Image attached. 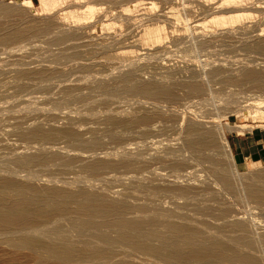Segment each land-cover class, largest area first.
Listing matches in <instances>:
<instances>
[{
	"label": "bare ground",
	"instance_id": "obj_1",
	"mask_svg": "<svg viewBox=\"0 0 264 264\" xmlns=\"http://www.w3.org/2000/svg\"><path fill=\"white\" fill-rule=\"evenodd\" d=\"M97 1L109 3L111 5H115V4L124 5L125 8H123V6H122V9H121V6H120V10L121 11L123 10V13H125V16H127V17L123 16L124 17L123 19H125V22H126V20L130 21L129 19L132 18V17H130V15L132 16L131 12L141 11V12H143L144 16H146V15L148 16L149 20H147V21L148 22L150 21V23H148L145 20V18L144 19L140 18V19L145 20L148 24L145 21L144 22L146 24H143L142 23L143 21H142L141 22L143 24L142 25L139 22L140 20L138 22L136 21L139 26L137 24L136 25L139 28H141L140 27L141 25L143 26L142 29H140L141 32H140V35H138L139 37H137V36L136 37H129L131 39L133 38V40L138 38L139 40L137 39L135 41L139 42L138 43V44H140L139 46L142 45V46H144V48H145V46L146 47L148 46V48H149V46L151 47L152 45H154V46L159 45L163 40L167 39L168 36L166 34V31L168 30V28L171 25L167 26L168 28H166L165 24L169 25L167 23H169L172 19H174V21L176 20L177 23H183V27H180V28L174 27L173 25L171 26V29H172V27L174 28L172 31L174 33L175 32L178 33V34L177 33L173 34L175 36L170 35L172 32L171 33L168 32V35L171 36L170 38H173L172 39L173 41H171V42H173V45L175 44L177 46H180L179 44H182L181 46L183 48L184 46H186V44H184L185 42H187V44L190 42V44L187 45L188 47H186L187 49H185V50L183 49L185 51V53H184L185 56H183V57L189 59V61L191 63L187 60L186 62L187 63L189 62L188 64L186 62H184L186 67L181 65V67H184L185 71L187 70L186 72L189 73L188 74L189 76H186L187 80L183 79L184 76H183V78H181L182 75L180 77L178 76L179 71H178V73L177 72L176 73H177V76L179 78H181V80H179V79L175 80V79H177V77H174L176 75V73L174 74V71L178 70L179 68H177V67L174 68V66H177V65H174L173 67H171L170 65H166V64H164L162 66L165 70V73H163L165 75L161 76L162 75L161 72H163V71H161L160 72L161 74L159 73L160 76H158L159 79H156V77L155 78L149 77L151 79L146 80V81L141 80V78L139 79V77L137 78L135 75V73L138 69V67H137L138 64H136L135 60L133 58H131V57H133L134 54H131V57L128 56V57H130V59L129 58L128 59L131 60L130 63H128V64L130 66L132 65L131 68L129 67L130 70L128 71V69L126 67L125 69L128 72L125 73L120 69V71H121L120 74L122 72H123V74L119 75L120 77L117 76V78L120 80L117 79L118 82L115 83V85H113V87H112V85H111V87H110V85H108L109 88L106 85L105 86L101 85L102 90L104 89L103 91H106V92L109 91L108 93L110 95L112 94V96L116 95V97H113L115 99L118 97L117 95H119V93L125 92L127 94L129 93L130 95H134L135 97H140V95L141 96L143 95L144 100L140 99L139 105H141L140 104L141 100H143L144 103L146 102V104H147V102L149 101V98H150V99H153V101L158 100V104H159L160 100H162L161 102H162V104H164L163 100H165L166 105L168 106L167 102L169 103L170 101L171 102L173 101L172 103L174 104V101L178 98L177 97L178 95L177 96L175 95V92L177 89L181 90V88H182L183 90H181V91L185 90L184 92L187 95H189V96H185V94H184L186 99H189L190 95H192L191 97H193L194 95L195 96L196 95L197 96L198 95L203 96V94L205 92L206 93L208 92V90L206 91V88H209V90H210L211 83H210V85L207 84L210 87L208 86L205 88L206 81L205 82H201L203 80L198 81L199 78L197 79L198 76H196L195 73H197V72L201 73V71H203L205 68L202 67L204 69L196 72L195 69L197 67L195 69H194V67L197 64H194V62H193L194 65L192 64L193 58L195 60L194 55L199 53L202 49L204 51V49H206V48H210V47L213 48L212 46L214 45V42L221 41V43H222V41H223V43H225L224 42L225 39L227 41L231 40L232 35L234 34L235 30L237 29V26H240V27H238V29L240 28L241 30H244V32L249 33V32L253 31L251 37L248 36L251 33H249V34L244 33L245 35L248 36V38H246V40L243 41L244 43L241 42L242 43L241 46L244 49V51L247 50L249 53L251 51L252 54L255 53V54L260 55V56L264 55V28L258 30V28L256 26L254 27V24L252 23L254 21L250 20V18H252L253 15L245 13L246 11H250V10L258 12L259 14L262 15V17L260 19L261 21L259 20L257 22H260V23L262 22V24L264 25V6H263L264 2L262 0H261V2L258 0H218L217 1L218 6H216V7L215 6L213 7L211 5V4H214L215 0H192L193 3L194 2L196 3V4L195 3L194 4L197 5L196 7L201 12V14L203 13L205 15V14H207L205 12H209L210 10L212 11L214 9L215 10L219 9V11L214 10L215 12L213 11L212 14H210L211 12L208 13V15L209 14L210 15L207 17V18H209L207 20H205L206 19L205 17L207 15L204 16L203 14L202 15L200 14L201 16L204 17L202 19H199V20H202L201 23L199 20H198L199 23L197 20H195V19H197V18H195V17H197L196 13H195L196 16H194V14L191 13L194 10V8L196 10V7L193 6L194 8L193 7L190 8V7H188V5H186L187 7L184 6V4H182V3L183 2L185 3V0H178L181 2V3L179 2L181 9L178 8L179 9L178 10V9H176L177 7H175V10H177V11L174 13H172L171 10L174 11L173 6L178 5V3L176 4L177 0H97ZM66 2H69L75 6H81L82 5V0L81 1L80 0H39V6L40 7L38 8V11H40V13L41 12L46 13V15L49 13L51 14L53 10H56L58 5H60L62 3H66ZM187 2H190V1H187ZM20 5L23 6L22 8H24V7L32 8L31 0L24 1ZM20 5H18V6H20ZM66 5H69V4L66 3ZM166 5L169 7V8L168 7L167 8L170 9V11L168 10L169 12L167 11L166 8H165L166 10L165 9H163V10H165L167 12H163V10H160V8L162 9V7H164ZM209 5H211L212 7L211 6L209 7ZM190 6H192V5L190 4ZM157 9L160 10L161 12L156 11ZM59 10H62V9H59ZM220 10H222V11H220ZM12 11L13 10L8 6L0 7V23H2L1 22L2 18H4V19L7 18L11 14ZM199 11L198 12L195 11V12L199 13ZM94 12H96L95 9H93L91 7H87L86 10H84L80 13L70 15L69 18L71 20L69 22L72 24V26H73V24L75 26L78 25V27L76 26L73 29V31H70V32H69V30L72 29V27L68 31L67 30L65 31L64 29L62 30V28H61V26H63L64 23L66 24V25L64 24L65 27L68 25L67 24L68 21L65 19V17H60L58 19L54 16L52 17V15H51L50 18L49 17L45 18L44 17V16H46L45 14H44V16H41L39 13H38L39 15L34 13L33 16L44 17L45 19H42L43 22L40 20L41 19L40 18L38 20H40L41 23H38V21L36 20L37 23L36 24L34 23L31 25V23L34 21L33 20L31 23H29L30 25L27 24L29 26L25 27V25H23L24 28H19L15 24H12V26L8 25L7 27H3L4 25L2 26V24H0L1 25V27H0V43L1 42L6 43V42H11V41H17V40H21V39H24L26 37L38 35V34H40L41 36L45 34V36H46V34L52 33V35L54 34L53 35L54 37L50 40L47 38L49 40V42L51 44H59L60 43L62 46V43L64 41L71 39L72 36H75V35H73L74 33L75 34L78 33L77 30H79V28H81V29L83 28V26H81V25H83L81 22L84 20L83 22L85 23V19L86 18L88 19L89 16H93ZM154 12L155 13L159 12V13H158V15L157 14L154 15L155 14ZM242 12H244V13H242ZM129 13H130V15H129ZM189 13H191V15ZM52 14L54 15V13H52ZM108 14H111V12H109ZM138 14L139 13H137L136 16L135 15L134 16L137 17ZM188 14L190 16L193 15L194 18H193V16L191 18L194 19V21H197L198 24L196 22H194L192 19H191V21L187 22V20L190 18L188 16ZM117 15L119 16V18H117V19H120L122 21V19H121L122 15L121 16L119 14H117ZM113 16H115V15H113ZM113 16H112V18H113ZM116 17L117 16H115L114 18H116ZM135 17H134V19H135ZM22 18L24 21L26 20V19H24V17H22ZM29 18H27V19H29ZM35 19H36V17H35ZM117 19L115 20L116 24L118 23ZM159 19H161L160 20L161 22L159 21ZM154 20H155V22H153ZM8 21H10V20H8ZM182 21H185V22H182ZM192 21H193V23H196V25L193 24L194 25L193 28H191V26H192L191 24L187 25L190 22L192 23ZM111 22L114 24L113 21H111ZM136 22H134V23H136ZM164 22H167V23L164 24ZM87 23H88V20L86 21L85 24L87 25ZM129 23L133 24V20ZM171 23L173 24L172 21H171ZM251 23L253 24L255 31H254ZM116 24H114V25H116ZM249 24H251V25H249ZM79 25L81 27H79ZM110 25H112V24L111 23L106 24V26L111 27ZM118 25H119V23H118ZM118 25L116 28L113 26L112 29H114V28L116 30H117V28L119 29V27H121V26H118ZM125 25H127V23ZM129 25H127L126 27H128ZM175 25H177V24H175ZM69 26H70V24H69ZM102 26H104V25H102ZM133 26L134 25H132V27ZM86 27L87 26H85L84 29H86ZM91 27L90 28L87 27V28L91 29ZM134 27H136V26H134ZM134 27L132 28L133 30H134ZM101 28L103 29V27H101ZM208 28H212V29L208 30ZM256 28L258 31H260L259 33L257 32ZM108 29H107V31H108ZM112 29H111V31H112ZM125 29L127 30V28H123L122 31ZM135 29H137V28H135ZM198 29H201V33H202L201 35H199V32L197 31L195 33H198L197 34L198 36L197 35L196 36H190L191 35L190 33H192L193 31H196ZM119 30H117V32ZM126 30H125V32H126ZM140 30H138V31H140ZM120 31H119V33H120ZM127 31L130 32V30H127ZM134 31L132 34H134ZM236 31H239V30H236ZM128 32H126V33H128ZM90 33H92V32H90ZM90 33H87V34L90 35ZM105 33H107V32H105ZM119 33H114V34L118 35ZM123 33H124V31L121 34L122 36H123ZM253 33H255V34H253ZM241 34L242 33H239V35H241ZM117 35H115V36H117ZM245 35L243 36V38L246 37ZM41 36H39V37H41ZM84 36L85 35H83V37ZM101 36H103L105 38L104 35H101ZM110 36H111V34H110ZM128 36H129V33H128ZM128 36H127V39H129ZM133 36H135V34ZM47 37H48V35H47ZM77 37L79 38V41L84 40L83 41V42H85V43H83L84 45L81 43L82 41L78 42V45H79V43H81L83 46H86L85 44L87 43V41L91 39L90 36H88L89 39H87L86 37H85L86 39H84V38L82 39V36L80 37V35H78ZM77 37L76 38L74 37V40L78 39ZM125 37H126V34H125L124 38ZM104 38H103V41H104ZM114 38H113V40H114ZM201 38H203V39L205 38V39L201 40V42H199L197 39H201ZM43 39L44 38H42L41 40H43ZM96 39L97 38H95V40ZM107 39L108 38H106L105 41ZM121 39L123 40V37ZM85 40H87V41H85ZM98 40L99 39H97L96 41H98ZM100 40H101V38H100ZM100 40H99V42H100ZM116 40H119V39H116ZM70 41H72V40H70ZM76 41H78V40H76ZM76 41L74 43H76ZM103 41L101 42V45H102V43H104ZM111 41H112V39H111ZM121 41H119V42H121ZM126 41L128 42V45H129L131 40L130 41L126 40ZM132 41H131V43H133ZM166 41H169V39ZM69 42L67 44H69ZM92 42L94 43V40ZM229 42L230 41H228V44H229ZM233 42H234V40H233ZM233 42H230V43L233 44ZM109 43L113 44V42H108V44ZM124 43L127 45L126 42H124ZM134 43L132 46L133 49L135 48L134 45L137 44V43H135V44ZM167 43H168V46H170L172 49L174 48L175 45L171 46L170 42H167ZM97 44H98L97 47H99L98 42H97ZM106 44L107 43H105V45L104 44L102 45L103 49L105 48V50H107L111 46L108 49L111 52L112 44H110L109 46L107 45L108 48H107ZM117 44H119V43L116 42V47H120V46H117ZM120 44H123V43L121 42ZM183 44H184V46H183ZM78 45H77V47H80ZM89 45H90V43H89ZM114 46H113V48H115L114 50L116 51V47H114ZM122 46H123L122 49L127 48V46L124 48L125 45H121V47ZM135 46H137L136 48L138 50V48H139L138 45H135ZM154 46H152L153 49L155 48ZM223 46H225V45H223ZM44 47H46V46H44ZM58 47H60V46L58 45ZM121 47L119 49H121ZM152 47L150 49H152ZM214 47H216V46H214ZM233 47L235 48V46H233ZM128 48L131 49L130 46ZM128 48L125 49V51L126 50L129 51ZM140 48L144 51V49L142 47H140ZM148 48H146V49H148ZM163 48H165V47H162L160 49H163ZM171 48H168V49L171 50ZM176 48L177 47H175L176 51L179 50ZM178 48H181V47H178ZM234 48H233V50H234ZM71 49H74V48L70 47L69 50L67 49L68 52ZM93 49H95L94 46H93ZM96 49L98 50V48H96ZM150 49H149V51H151ZM158 49H159V47H158ZM160 49H159V51H160ZM76 50H75V52H76ZM81 50L82 49L80 48L79 51H81ZM163 50H165V49H163ZM170 50H169L168 55L170 54ZM206 50H208V49H206ZM84 51L85 50H83V52ZM115 51L111 52V54L107 53L106 56L107 55L108 56L105 58L110 57L109 55H112V56L115 55L114 57H116V56L117 57H127V56H125L126 53L125 54H118ZM117 51H119V50L117 49ZM131 51L134 52L135 49L131 50ZM181 51H180V53H181ZM208 51H206V52H208ZM97 52H99V51H97ZM97 52H96V55H97ZM139 52H140V50H139ZM152 52H150L151 56L155 52V55L153 57H155L157 55V53H159V52L156 53V51H154L153 53ZM161 52H163V51H160V53ZM57 53H59V52H57ZM65 53H67V52H65ZM89 53L87 51V55ZM93 53H94V55H93ZM114 53H117V54H114ZM201 53H203V52H201ZM208 53H210V51ZM70 54L68 55V53H67L68 58L70 57L72 60L75 58H76V60L78 59L77 57H75L76 55L74 56L75 58H73L71 56H73L74 54L73 55L72 54L70 55ZM76 54H79V53H76ZM100 54L102 55V54H104V52H102ZM127 54H128V52H127ZM143 54L144 53H142V55ZM184 54H182V55H184ZM87 55L86 54L82 55V53H81V55H79L78 57H80L82 59V56L85 58ZM91 55L95 56V52L92 51ZM135 55H134V57H135ZM148 55L149 54L146 55V58H148L147 57ZM160 55L163 57L162 54H160ZM165 55H167V53ZM207 55H205V57ZM67 56H64V54H62L61 58H67ZM104 56H105V54L103 55V57ZM139 56H138V58L143 57V56H140V57ZM158 57L160 58V56H158ZM86 59L90 60V57H89V59L85 58V60ZM91 59H92V57H91ZM111 59H112V57H111ZM128 59H126V60H128ZM135 59L138 60L137 56L135 57ZM140 59H142V58H140ZM151 59H153V58H151ZM155 59H157V57ZM106 60L108 61V59H106ZM112 60H110V61H112ZM117 60H119V59L117 58ZM143 60H144V58H143ZM147 60H144L142 62L144 63ZM216 60L212 59L213 63H215ZM245 60H243V61H245ZM78 61H80V60H78ZM114 61H116V60H114ZM138 61H137V63L140 62V61L139 62ZM206 61H208V60L206 59ZM224 61L226 62V60H224ZM195 62H197V61H195ZM208 62H210V61H208ZM218 62L220 63L223 61H221V59H220ZM218 62H217V64H218ZM227 62H229V61L227 60ZM16 63H18V60L16 61ZM116 63H118V62L116 61ZM116 63H114V66ZM125 63H127V61ZM201 63H203V61L200 62L199 65H202ZM213 63L210 62V65H212ZM81 64H84V63L81 62ZM81 64L79 63L78 65H81ZM204 64H206V63H204ZM204 64L202 66H204ZM217 64H216V66L222 65L221 63L218 65ZM227 64L229 66L230 65L232 66V64L230 62ZM20 65L23 66V63L21 62V64H19V66ZM43 65H45V64H43ZM74 65L76 66L77 63ZM117 65L118 64H116V66ZM207 65L208 64H206V67H207ZM213 65H215V64H213ZM224 65L226 66L225 63L222 66L224 67ZM49 66H51V65H49ZM83 66L84 65H82V68H83ZM86 66H89V65H86ZM118 66H121V65L119 64ZM125 66H127V65L125 64ZM138 66H141V65H138ZM212 66H209V68ZM239 66H237V67H239ZM24 67H25V65L23 66V68ZM34 67H35V65H34ZM42 67H40V68H42ZM60 67L62 68V66H60ZM230 67H228V68L230 69ZM233 67H232V72L234 71ZM16 68H17V66H16ZM20 68H21V70H16V73H17L19 79H22L23 77H26V76H34V77L38 78L39 80H43V81L45 80L44 83H46V81L48 82V80H49L48 83H50V81L52 80V77L50 80V76H51L50 73H53V72L49 73V71H52V70H50L51 69L50 67H49L50 69H48L49 71L47 69H40V68L38 70L36 69L35 71L23 70L22 67H20ZM44 68H45V66H44ZM115 68L112 69L113 72H114V70H116ZM118 68H120V67H117V69ZM184 68H182V70ZM86 69L88 70V67ZM207 69L208 68H206V71H207ZM197 70H198V68H197ZM222 70H224V71H222ZM225 70L226 69H223L222 67H215V68L212 67L207 72H203L206 75H204L203 73L201 75L206 76V78H208V79L210 77V78L216 80L217 77H216V79L213 77L220 75L221 72H222V74L224 73V75L226 74V72L229 73L228 71L225 72ZM235 70H236V68H235ZM181 71L179 74L182 73ZM236 71L233 72L234 78H232L231 77L232 75H231L230 79L227 77V76H229L230 73L226 76L227 79H223V80H222V78H224L225 76L221 74V76H224V77H222V78H220V76L218 77V78H220L218 80L223 81V82L220 81V84H221V82L225 86L226 85L229 86V84H231L232 86H233V84H234V86L238 85V84H239V86H242L241 84H243V85L249 84L252 87L257 88L261 92V95L258 94L257 97L255 95V98L253 97L254 99H250L251 101L253 100L251 103H250V101L247 100L248 98L245 99L248 101L247 103H249L248 104L249 109L247 107L248 105L247 106L244 105L248 109V110L245 109L246 111H243L244 108H241V109L237 108L238 110L236 109V111L234 112V114L236 113V115H237L235 117L241 116V118H242V115H244V116L250 115V117L255 122L261 121L262 123H264V60H261L258 62L256 59L250 58V59L246 60L244 63L242 62L241 68L239 67L238 72H236ZM47 72L49 73L50 76H48ZM113 72L110 74H113ZM137 72H139V71H137ZM186 72L183 71V73H186ZM230 72H231V70H230ZM234 73H236V75H234ZM97 74L98 73L96 72V75ZM114 74H115V72H114ZM117 74H118V72H117ZM172 75L174 78H172ZM90 76H91V74H90ZM110 76H111L110 78H112V75H110ZM105 77L106 76H104V78ZM141 77H143V76H141ZM153 77H154V75H153ZM77 78L79 79V77H77ZM77 78H75V80H77ZM80 78H81V76H80ZM201 78L204 79V77H201ZM54 79H55V77H54ZM90 79H92V78H90ZM71 80L69 82H71ZM75 80L72 81V83L75 82ZM84 80L85 79H82V82H84ZM105 80H106V78H105ZM115 80H116V78H115ZM209 80L208 81L211 82V79H209ZM214 80L212 81V84H213ZM43 81H42V84H43ZM55 81H53V82H55ZM109 81H110V79H109ZM208 81H207V83H209ZM78 82L79 81H77L75 84H77ZM100 82H103V80H101ZM216 82H218L217 84H219V81L216 80ZM224 82L227 84H224ZM0 83H1V81H0ZM80 83H81V81L77 85H80ZM54 84H56V83H54ZM69 84L70 83H67V85H69ZM97 84H99V83H97ZM70 85L72 86L74 84H70ZM85 86L88 87L89 85H85ZM92 86H94V85H92ZM98 86H94V87L95 88L98 87L97 89H100L101 86L100 85H98ZM67 87H66V89H64V91L68 90L67 92L69 93V91H71V89H70L71 87L70 88L69 87L67 88ZM80 87H83V86L80 85ZM80 87H79V89L81 90L82 88H80ZM87 87H86V89H88ZM63 88H65V86ZM63 88L61 87V89H62L61 91H63ZM89 88H91V87H89ZM18 89H20V87H18ZM76 89H75V92L77 90L79 91V89H77V90ZM83 89L85 90V87H83ZM97 89H94V91ZM212 89L213 88L211 87V91H212ZM0 90H2V89H0ZM102 90H101V92H99V91H97V92L102 93ZM231 90L230 91L228 90V94H230V95L226 96V98H225L226 100L223 98V101L225 100L224 105L226 106V109L229 108V107L227 108V106H230V108H231V104H233V103H235L236 106H238L239 104H241V105L244 104L241 102L242 100H244V97H242V100L240 101L241 103H239V104L236 103L237 102L236 99H235L236 102L233 101L234 99H232L231 97H233V98H234V96L237 97L239 92L234 91L237 94V95L236 94L234 95V92H233L234 89L232 91ZM72 91L74 92V87H73ZM78 91L76 92V94L78 93ZM82 91L83 90L79 91V93ZM87 91L89 94V90H86V92H84V93H87ZM91 91H93V88ZM91 91H90V93H91ZM1 92L2 91H0V93ZM67 92H66V94H67ZM73 92H72V94H73ZM106 92L104 94H106ZM177 92H179V91H177ZM229 92H231V93H229ZM84 93H82V94H84ZM99 93H97V94H99ZM211 93H213V94H211V101H212V98L214 99V95H215V99H216L217 93H216V91H215V93H214V91H212ZM3 94H5V93L2 92V95ZM63 94L65 97L66 94L65 93H63ZM72 94H70V95H72ZM88 94H87V96H88ZM104 94L102 95L103 98L105 96ZM2 95L0 94V98L5 96L6 94L3 96ZM15 95H17V93H15ZM99 95H98V97H101ZM136 95H138V96H136ZM212 95H213V97H212ZM225 95H224V97H225ZM74 96L75 95H72V97H74ZM87 96L85 95L84 97H86V98H84L80 94L79 95L80 98H78V97L77 98L78 99L84 98L85 101H87L88 100ZM92 96L93 95L88 96V97L92 98ZM204 96H205V94H204ZM228 96H230V97L228 98ZM95 97L93 99H95ZM98 97H96V99H99V100L103 99V98H98ZM106 97H107V95H106ZM145 97H147V99H148V100L146 99L147 101L145 100ZM206 97H207V95L205 96V98ZM67 98H68V96H67ZM67 98H66V100L69 99V98L68 99ZM113 98H112V100H115ZM194 98H192V99H194ZM208 98H207V100H208ZM250 98H252V97H250ZM5 99L9 100L8 97ZM5 99L2 103L6 102ZM84 99H83V102H84ZM196 99H197V97H196ZM8 100H7V102H9ZM10 100H11L10 102L12 103V97ZM99 100H96L97 103ZM105 100H108V99L105 98ZM105 100H104V102H105ZM179 100H180V97H179ZM198 100H199V98H198ZM201 100H203V98ZM239 100H240V97L238 98V101ZM0 101H2V99H0ZM14 101L15 100H13V102ZM80 101H82V100H80ZM90 101H91V105L89 107L92 108V104L95 103V100H93V101L90 100ZM90 101H87L85 103H89ZM109 102H112V101L109 100ZM155 102H153V104ZM201 102H203V101H201ZM204 102H206V101L204 100ZM213 102H215V100H213ZM24 103H26V104L28 103V105H26V104H24L23 106L18 105V106H22V107L25 106L23 109L20 107L22 109V110L20 109L21 110L20 114H22V115L27 114V116L29 117V116L33 115V114H31V112L32 113L35 112L34 114H36V112L37 113L42 112V109H38L39 107L35 108V106H33V107L29 106V102H27V101ZM99 103L103 104V101L102 102L99 101ZM13 104H11V105H13ZM17 104H19V103H16V106H17ZM102 104H100V106H102ZM142 104H143V102H142ZM146 104H143V105L146 106ZM149 104H150V101H149L148 105ZM155 104H157V102ZM202 104H204V103H200V105L198 104L200 106V108H201ZM213 104H210L211 108L208 107L209 111L212 110ZM4 105H6V104H4ZM9 105H10V103H9ZM33 105H35V104H33ZM161 105H159V106H161ZM166 105L165 106L163 105V106L168 111ZM169 105H170V103H169ZM204 105L205 106H202L201 109L203 110V112L206 110L204 112V114L205 113L207 114L208 113L207 109L204 108L205 109L204 110L203 107H206V105H208V104H204ZM241 105H240V107H244ZM1 106H2V104L0 103V107ZM14 106L15 105H13V107ZM96 106H99V105H96ZM147 106H146V108H147ZM156 106L157 105H155V107L153 106L155 110L150 106L151 109L154 110L153 112H151L152 110L150 111V109H149L150 107L146 110L144 109L145 111L149 110L150 114L148 113V111L141 113V114H139V111L138 112L136 111L138 114L135 113V110L139 109L140 106H138L139 108L137 107V109L134 108V113L130 112L133 110L131 108H130L131 110L129 109L130 111L128 113H125L122 109L124 114L123 113H119V114L117 113L118 110L120 112L121 108L120 109L117 108V110L112 109L117 114H113L112 113L113 111L110 112L108 110L110 108H108V107H107L108 109H106L105 111L104 110L102 111V109L106 108V107L104 108L102 106L103 108L101 109V111L103 113L107 112V114L105 113L106 116H105V114H102V115H104V117L102 115H99V116H102L101 120L103 119V121L106 124V126H104V129L106 127V130H104L105 131L104 135H105V133H107L109 135V136L107 135L108 137H106V136H103V137H106L108 139H112V138L117 139V137H121L124 135V133L126 132L125 130H127V129L131 130L132 129L131 132H133V128L136 129L137 127L140 128L142 126V128H145V129L140 128V129H142V132L148 128L147 131L151 130L153 133L158 135L157 137L160 136L159 138H161L160 133L164 132L165 130L162 132L159 131L158 134L156 133V131L159 130L158 128H160V127L162 128L164 126V124L162 126H160L161 123H163V119H161L162 122L159 121V122H161L160 124H159V122H157L156 119L158 117V120H159V117H162L164 115V114H162V112L165 110L163 108V111H162V108L160 107L161 111H159L158 109H160V108L157 109ZM170 106H168V107L171 109L169 111H171V114H172V113H174L175 109H173L174 107L172 108ZM172 106H174V105H172ZM216 106L218 107V105H216ZM3 107H5V106H3ZM53 107H55V106L53 105ZM141 107H142V105H141ZM176 107L177 106H175V108ZM8 108L6 110H3L2 108L1 109L6 112V111H8ZM56 108H57V110H56ZM56 108L54 110L58 111L59 110L58 107H56ZM143 108H141V110ZM214 108H215V105H214ZM1 109H0V111H1ZM15 109L18 110L17 107H15ZM201 109H199V112ZM10 110H9V112H10ZM14 110H13V112H14ZM16 110H15V112H16ZM141 110H140V112H141ZM76 111H77V113L82 114V113H80L79 109L77 110V108H76ZM83 111H81V112H83ZM85 111H87V110H85ZM94 111H93V113H94ZM88 112L89 111H87V113ZM108 112H110V113H108ZM142 112H143V110H142ZM168 112H166V113L168 114ZM175 112H177V111H175ZM190 112H192V111H190ZM199 112H197L196 115H198ZM216 112L220 114V112H218V110H216ZM231 112H233V111H231ZM2 113L3 112L1 111V114ZM85 113L86 112H84V114H83L84 116L83 115H79V116H83L81 118H84L86 115ZM91 113L92 112H90V116L93 115V114L91 115ZM163 113H165V112H163ZM179 113L177 114V116H181V112H179ZM6 114H7L5 116L6 118L2 117L4 119L3 123L4 122L7 123V121L11 122L10 121L11 116L9 115L10 117L8 120L7 116L9 113H6ZM10 114H12V111L10 112ZM17 114H19V113H17ZM40 114H39V117H40ZM167 114L165 115V117H162V118L166 119ZM182 114H183V111H182ZM187 114L185 116L186 118H183L184 114L180 117L181 121H179L180 123L178 122L179 126H176L177 124L174 122L175 118L177 120L179 119V117L178 118H177V116L175 117L176 113L172 114V116L174 115L173 116L174 119L172 117H168L169 115L167 116L168 118H172L173 123L176 124L175 125L176 127H174V131L172 132L173 129L169 130V131H171L174 134L176 133L175 135L176 136L178 135L177 137L180 138L182 143H181V147H180V145H179V147L182 149V152L185 151L184 154L180 151V149H178V147H177V149L175 148L176 150H173L172 148H170V146H166V145H165L166 147L165 148L163 147L164 149H162V150H160V149L156 150L157 148H155V147H154L155 148L154 151L151 149L152 147L150 149H148L149 148L147 146L148 141L152 137H153L152 139H154V136L156 138V135L154 134V136H153V133L150 132V134H152L150 137L148 135V133L146 132L144 134H146L150 138L148 137L149 138V140H148L147 137L145 136L146 137L145 138L146 140H145L143 137V139L147 143V144L145 143L146 147H148L145 149L150 150L151 154L150 153L146 154L147 151L145 150L146 152H144V150H141V148H140L141 151L140 150L137 151V149H135L136 150V152H135V151H132V148H127V146L124 147V145H123V147L117 146L118 147V148L116 147L117 149H115L113 147L115 149V150L112 149L113 151H111L109 149L111 152L110 151L107 152L106 149H108V148H104L106 152L102 151L103 154L101 156L100 155L101 153L99 151L100 145L98 146V148L96 147V145H98L99 142H101V144L103 145L102 140H104L105 138L102 140L100 139L101 141H99L100 136H99V138H90V137L84 138V137H82L81 136L82 132L79 133L80 130H78L77 128L75 129V128L68 127V124H71V120H72L70 118H69L70 121L68 120V122H70V123L65 125V128H62V129L56 128L58 126L55 127V124L53 125L54 127L53 126L49 127L47 123L46 124H47L48 128H47V126H45L46 127V129H45V127L43 126V124H45V123L42 124V122H45V120L43 119V121L41 122L39 120V118L37 119L35 116H33V117L36 118L37 121L35 119L32 121L33 117L32 118L29 117V118H31L30 120L25 119L24 121H22L23 120L22 119L21 121H19L20 119L17 118L18 120L16 119L15 121H18V122H15L14 117H11V118H13L12 120L14 121V122L12 121V124L13 123L14 124L12 125V127H10V129H7V128H9V126L6 128L5 127L6 125H4L2 122H0V124L2 123L4 125V127L2 126V124H1V126L4 129L6 128V130H3V129L0 130V131L4 132V133L2 132L3 134H0V264H264V247L261 246L262 244H264V233H261L260 231L257 230L259 228L258 226H260V225L257 226V224H254L257 226V228L255 227L256 231L260 232L261 234L255 232V229L253 230V226H254L253 222L257 218H254V221H253V218L250 219L252 217V215H251L252 212L250 213L249 211H250V208L252 206H250V208H247V209H249V211H247V212H249V215H247L248 213L244 214L245 217H246V215L248 216V217H246L247 219L244 218L243 217L244 215L242 214L244 211H246L244 209L245 208L244 206L249 205V204H252L253 206L255 205L256 208H258V209L261 208L264 211V170L262 169V171L260 170L259 172L254 173V174L250 173V174H248L249 176H243V175L242 176H240V175L235 176L234 175L235 173L230 169V166L235 164V161L233 159V155H232V152L230 150L229 143L225 137L226 133H228L230 131H231L230 133H232L233 130H234L233 132H235V133L241 132V130H243L245 128V126H241V125L236 126L235 125L234 127H229V125L227 123H225V124L223 123L222 126L224 125V127L222 129V128H219L221 126L218 127L217 125L214 124L218 121L219 118H216L217 120L212 118V119L216 120V122L211 120V121H209L210 126H206L205 121L204 122H203V120L200 121V118H199V115L200 114L202 115L203 113H200L198 115V118H199L198 120H197V118L194 119V117L191 118L194 115V113L193 114L191 113L192 114L191 117H189V116L187 117ZM212 114H213V112H212ZM65 115H67V114H65ZM76 115H78V114H75V116ZM55 116L59 117V115H55ZM90 116L86 115V117H89V118H90ZM94 116H96V114L93 115L91 118L96 119ZM215 116H217V115H215ZM218 116L220 117V115H218ZM18 117H19V115H18ZM63 117H64V115L62 116V118ZM77 117L78 116H76V118ZM97 117H98V115H97ZM200 117L202 118V116H200ZM65 118L68 119L67 116H65L64 119ZM71 118H73V117H71ZM153 118H156L155 119L157 122L156 124H159V126H160L156 129V131H153L152 129H154V128H152V126L150 125V123L153 124V122H155V120ZM208 118H211V117H208ZM243 118H245V117H243ZM5 119H7V121H5ZM54 119H56V117ZM67 119H66V121H67ZM73 119H75V117ZM171 120H169L168 123H170ZM0 121H2V120H0ZM103 121H101V122L103 123ZM167 121H166V123H167ZM65 123H67V122H65ZM166 123H165V125L167 127L170 126V125H168V123L167 124ZM173 123L168 128L171 129ZM49 124L51 125L50 122H49ZM105 124H103V125H105ZM73 125L75 126V124H72V127H74ZM149 125L151 126L152 129H150V127H148ZM218 125H220V124H218ZM1 126H0V128H1ZM157 126L154 125L153 127H157ZM167 127H166V132L168 129ZM175 128L178 130L177 132H179V133L175 132ZM137 129H136V131H137ZM163 129H165V127ZM122 131H125V132H122ZM169 131H168V133H169ZM121 132H122V134H121ZM129 132H128V135L130 134ZM139 133H141V132H139ZM131 134H133V133H131ZM141 134H143V133H141ZM163 134H165V132ZM125 135H127V132L125 133ZM135 135H137V134H135ZM3 136H4V138H5V136H8L10 138L7 139L8 138L7 137L5 139L6 140L5 141L2 139ZM60 136H63V137L75 136V138H73L71 140H67L71 144H73L74 146L72 145V147H68L67 144L69 145L70 143H66V145H65V146H67L66 149L60 148L61 145L59 147L56 145L57 146L56 147L55 144L52 142L55 139L59 138ZM127 136H126V138L124 136L123 137L125 139H127ZM130 136L131 135H129L128 137H130ZM165 136L166 135H164V138H165ZM171 136H169V137L171 138ZM173 136H172V139L174 137H176V136H174V137ZM12 137H13V140L11 139ZM103 137H101V138H103ZM109 137H111V138H109ZM169 137L167 135V139ZM177 137L175 138L176 140H178ZM122 138H120V139L118 138V141L122 140ZM136 138L138 140V138H141V137H136ZM159 138H158V140H159ZM170 138L168 140H170ZM163 139L160 141V143L163 141ZM10 140H12V141H10ZM127 140L129 141V139H127ZM144 140L142 141L143 143L145 142ZM118 141L115 142V140H114L112 142H110V141L109 142L111 144L114 142V144H115V143H118ZM154 141H157V140L154 139ZM19 142H21L22 145ZM124 142H126V141H124ZM129 142H127L126 144L128 145ZM136 142H138V141H136ZM150 142L151 143H149V145L152 146L153 143H152V141H150ZM105 143L107 144V142H104V144ZM164 143L167 144L166 140ZM71 144H70V146H71ZM121 144H123V143L120 142V145ZM140 144H142V143H140ZM140 144L134 143L135 146L140 145ZM163 144H161V145H163ZM168 144H171V143H168ZM116 145H119V143ZM155 145H156V143H155ZM128 146L130 147L131 145L129 144ZM94 147L99 149L98 152L100 154L96 153V148H94ZM136 147H138V146H136ZM174 147H176V146H174ZM101 148H103V146ZM159 148H160V144H159ZM133 150H134V148H133ZM181 153L184 156H185V154H187V155L190 154V156H189V158L186 159L185 158L186 156L184 157ZM144 155H146V157H148V158H145ZM147 155H149V156H147ZM191 160H193V162L195 161L196 163L198 162V164H199V162H200V164L202 162L201 165L203 167L205 166V165H203L204 163L207 164L206 167H204V169H206V172H207V175H205L206 174V172H205L204 176H208V177H206V178H208L207 180L203 179V181L201 180L200 182H198L199 177L198 178L196 177L195 179H193L195 177V175H193V174H194V172L196 173V170L195 171L193 170L194 171V172L192 171L193 173L192 172L190 173L189 171H187L188 168L190 170V167H192L193 162H188ZM189 163H191V165ZM225 163H227L229 166ZM149 164L154 165V166L156 165L155 169L157 167L158 171L161 170V172L164 171V173L163 174L162 173H156V172H158L156 169V172H155V170L153 171V173L155 172L154 175L150 172L153 177H150L151 175L148 176L149 172L147 174H145L146 172H144V171H146V169H147L146 167ZM224 164L227 166L226 167L227 169L229 167V170H227L224 167L225 166ZM193 165H195V163ZM154 166L152 168H154ZM149 167H151V166H149ZM73 169L78 170L79 176L77 175L76 177L74 176V178L71 177L70 179H68L69 177L67 178L66 175H68L67 173H69V171L72 172ZM39 171H43V172H46L48 174H53L54 176L51 177V175H50V176H48V178H45V176H44V178L48 179V180H45L46 182L44 181V183H41V181H43V179L40 178L41 172H39ZM64 172L66 173L65 175H64ZM42 173H41V175H42ZM80 173H82V174L84 173V175H83L84 177L81 176ZM44 174L45 173H43V175ZM108 174H111V176L109 178H106V177L104 178V176H109ZM189 174H192L191 178L193 180L190 178ZM60 175H63V176L60 177ZM192 176H194V177H192ZM204 176H202V177L205 178ZM209 177H211L212 180ZM40 179H41V181H40ZM196 179H197V181H196V183H194ZM110 180H114L116 182L126 184L127 188H125V190L124 189L115 190L112 187H109L103 183V181L105 183H107ZM199 180H200V178H199ZM137 194H140V195L142 194L143 198L141 196H138ZM136 195H137V198L134 197ZM138 197H140V198H138ZM228 197L230 199H233V201H235L236 203L240 204L238 206H241V204H244V206H242L243 207L242 209L240 207H238L244 211L237 212L235 210V209H238L237 207L235 209H233V207L236 206V203L233 202V203H235V204H233L231 202L233 205H235V206H231V204L227 203V201H226V200H228L227 199ZM164 198H166V199L168 198L167 202H164L166 200V199L164 200ZM228 201L230 202V200H228ZM166 204H168V205H166ZM246 207H248V206H246ZM240 213L243 216H241ZM250 215H251V217H250ZM261 230L263 232V229H261Z\"/></svg>",
	"mask_w": 264,
	"mask_h": 264
},
{
	"label": "rangeland",
	"instance_id": "obj_2",
	"mask_svg": "<svg viewBox=\"0 0 264 264\" xmlns=\"http://www.w3.org/2000/svg\"><path fill=\"white\" fill-rule=\"evenodd\" d=\"M24 1H27V0H0V7H2V6H8V7H10L13 11L11 12V14L7 17V18H2V23H0V24H2V26L3 27H7L8 25H11L12 26V24H15V25H17L19 28H24V26L23 25H25V27L26 26H29L30 24L29 23H31L33 20V22L31 23V25L32 24H36L37 23V21H38V23H41V21H42V19H45V18H50L51 17V15H52V17L54 16V17H56V18H60V17H65V19L68 21V25L65 27V25L63 24V26H61V28H62V30L64 29L65 31L67 30H69L71 27H72V29H70L69 30V32L70 31H73V29L77 26L78 27V25H74L73 24V26H72V24L69 22L71 19L69 18V16L70 15H73V14H76V13H80V12H82V11H84V10H86L87 9V7H91V8H93V9H95L96 10V12H94V15L93 16H89L88 17V19L86 18L85 19V23H86V21L88 20V23H87V25L82 21L81 23L83 24V25H81V26H83V28L81 29V28H79V30H77V32L78 33H74L73 35H75V36H72L71 37V39H68V40H66V41H64L63 43H62V46H61V44L59 43V44H51L50 42H49V40L50 39H52L54 36V34L52 35V33H50V34H46V36H45V34L44 35H40V34H38V35H33V36H29V37H26V38H24V39H21V40H17V41H11V42H6V43H3V42H1L0 43V81H1V83H0V89H2V90H0V91H2V92H4L5 94H3V95H5V96H3L2 95V92L0 93L3 97L2 98H0V99H2V101H0V103L2 104V106L0 107V109L2 108L3 110H6L9 106V108L11 109H9L8 108V111H3L2 109H1V111L3 112L2 114H1V111H0V117L2 118H4L7 114L6 113H9L8 114V116H7V119L9 120V117L11 116V117H14V121L18 118V119H20L19 121H21L22 119V121H24L25 119L26 120H30L33 116H35L37 119L39 118V120L42 122L43 121V119L45 120V122H42V124L43 123H47L48 124V126L50 127V126H53L54 124H55V127L56 126H58V127H56V128H60V129H62V128H65V125H67L68 123H70V122H68V120L70 121V119H72L71 120V124H68V127H71V128H77L78 130H80L79 131V133H81V136L82 137H90V138H99V136H100V138H99V141H101L102 139H104V140H102V142H103V145L101 144V142H99V144L98 145H96V147L98 148V146L100 145V150L99 149H97L96 147H94V148H96V153H99L98 152V150L100 151V155L102 156V154H103V152L102 151H104V152H106L105 151V149L104 148H108V149H106L107 150V152L108 151H113L112 149H117L119 146H121V147H123V145H124V147L125 146H127V148H132V151H135L136 152V150L135 149H137V151H139L140 150V148H141V150H144V152H146V154H151V151L150 150H148V149H150L151 147V149L154 151V149L155 148H157L156 150H162V149H164L166 146H170V148H172L173 150H176L177 149V147H178V149H180V151L182 152V149L180 148L181 147V140H180V138L179 137H177L174 133H172L173 131H174V127H176V126H179L178 125V122L179 121H181V116L183 115V118H186L185 116H186V114H187V117L189 116V117H191V115L194 113V115L191 117V118H193L194 117V119L195 118H197V120L200 118V121L201 120H203V122L205 121V123H206V126H210V123H209V121H211V120H213V121H215L216 122V118H219L218 119V121L220 122H216V123H214L215 125H217L218 127L219 126H221V127H219V128H222L223 129V127H224V125L222 126V124L224 123H227L228 125H229V127H234L235 125L237 126V125H241V126H245V128L243 129V130H241V132H239V133H235V132H233L232 131V133H230V132H228V133H226V135H225V137H226V139H227V141H229V137L231 136V135H234V134H241V133H244L245 131H248V130H252V129H255V128H258V129H264V123H262L261 121H254L251 117H250V115H246V116H244V115H242V118H241V116H239V117H235V116H237L236 115V113L234 114V112L236 111V109L238 108V109H241V108H244V110L243 111H246V110H248L249 109V103H247L248 101H250V103L253 101H251L250 99H254L255 98V95H256V97H257V95L259 94V95H261V92L257 89V88H255V87H252L251 85H249V84H241L242 86H239V84L238 85H235L234 86V84H233V86L231 85V84H229V86H225V85H223L222 84V80L223 79H227V77L230 79V76L232 77V78H234V76H233V72H235L236 70V72H238V70H239V67L241 68V65H242V62L244 63L246 60H248V59H250V58H254V59H256L258 62L259 61H261V60H264V55H257V54H252L251 53V51H250V53L247 51V50H245L244 51V49L242 48V43H244L243 41H245L246 40V38H248V36L249 37H251V35H252V32H249V33H251V34H249L248 32H244V30H241L240 28L238 29V27H240V26H237V29L236 30H239V31H236L235 30V32H234V36L232 35V38H231V40H228V41H230V42H233V40H234V42H233V44L232 43H230L229 42V44H228V41L225 39L224 40V42L225 43H223V41H222V43H221V41H219V42H214V45L212 46L213 48H206V49H208L209 51H210V53H208L209 51L208 50H206V49H204V51H203V49L199 52V53H197L196 55H194L195 56V60H194V58H193V61H192V64H193V62H194V64H197L195 67H194V69L197 67L198 68V70H197V68L195 69L196 70V72L197 71H201L202 69H204L203 71H201V73H195L196 74V76H198L197 77V79H198V81H201V80H203V81H201V82H205L206 81V84H205V88L206 87H208L209 85H210V83H211V87L213 88L212 89V91H214V93H215V91H216V99H215V95H214V99L212 98V101H211V94H213V93H211L212 91H211V87H210V90H209V88H206V91L208 90V92L206 93H204L205 94V96L207 95V97L205 98V96H204V94H203V96L201 97V96H193V97H191L192 95H190V97H189V99H186V97L185 96H189V95H187L184 91H181V90H183L182 88H181V90L180 89H177L176 90V92H175V95L178 97L175 101H174V104L170 101L169 103H170V105H169V103L167 102V104H168V106H170V107H174L173 109H175L174 110V113H172V114H175L176 113V115H175V117L177 116V114L179 113V112H181V116H177V118L179 117V119L177 120L176 118H175V120L177 121H175L174 120V122L177 124H175V123H173V119H174V115L172 116V114H171V111H169V110H171L167 105H166V101L165 100H163V103L164 104H162V100H160V102H159V104H158V100L156 101V100H154L153 101V99H150L149 98V101H150V106L154 109V107H155V105H157L156 107H157V109L158 108H162V111H163V108H164V110L165 111H163V112H165V113H163L162 112V114H164L162 117H165V115L167 114L166 112H168V114H167V116L168 117H172V118H168L167 116H166V119H164V118H162V117H159V120H158V117H157V119L156 118H153L154 120L156 119L157 120V122H159V121H161L162 122V120L161 119H163V123H161V122H159V124L161 123V125L160 126H162L163 124H164V126L161 128L160 126H159V124H156L157 122H156V120H155V122H153V124H151L150 123V125L152 126V128H154V129H152L151 128V126L149 125L148 127H150V129H152L153 131H156V129L158 128V127H160V128H158L159 130L158 131H156V133L158 134L159 133V131H164L165 132V134H163L164 132H162V133H160V135H161V138H159V137H157L158 135H156L155 133H153L151 130H149V131H147V129L145 130V131H143L142 132V129H145V128H142V126L140 127V128H142V129H140V128H136L137 129V131H136V129H134L133 128V132H131L132 131V129L131 130H129V129H127V130H125L126 132H127V135H128V132L130 133L129 135H131L130 137H128L127 135H125V131H122V132H125L124 133V137L126 138V136H127V139H129V141L127 140V139H125L123 136H121V137H117V139H108V138H106V137H108L109 135L107 134V133H105V135H104V130H106V127H105V129H104V126H106V124H105V122L103 121V119L101 120V118H102V116L104 117V115H102V114H107V112H105V113H103L102 111L104 110H106V109H108V108H110V109H108L110 112L111 111H113L112 109H116L117 110V108L118 109H120V112H119V110L117 111V113L119 114V113H123V111L125 112V113H128L131 109H133L132 111H130L131 113H134V108L135 109H137V107L138 106H140V108L139 109H137V110H135V113H137L138 111H139V114H141V113H144V112H147L148 111V113L151 111V112H153L154 110L153 109H151V107L148 105V103H149V101L147 102V104H146V102L144 103V96L142 97L141 95H140V97H135L134 95H130L129 93L127 94V93H123V92H121V93H119V95H117L118 97L115 99V98H113V97H116V95H114V96H112V94L110 95L108 92L109 91H103L102 90V86L101 85H106V86H108V85H110V87H111V85H112V87H113V85H115V83H117L118 82V80H120V79H118L117 78V76H119V75H122L123 74V72H128L129 70H130V68L132 67V65L130 66L128 63H130V61L131 60H129L130 59V57H131V54H136L135 55V57L137 56V59L140 61H138V60H136L135 59V57H134V55H133V57H131V58H133L134 60H135V62H136V64H138V65H141V66H138L137 65V67H138V69H137V71H139V72H137L136 71V73H135V75H136V77L138 78L139 77V79L141 78V80H149V79H151V78H155L156 77V79H159V77L158 76H160V74L162 73V75L161 76H163V75H165V74H163V73H165V70H164V68L162 67L164 64H166V65H170L171 67H173L174 65H177V66H174V68H179L178 70H175L174 71V74L177 72L178 73V71H179V73H180V71L182 70V68H184V67H186L185 66V63L184 62H186L187 60L189 61V59H187V58H184L183 56H185V49H187L186 47H188L187 45H189L190 44V42L187 44V42H185L184 44H186V46H184V44H183V48H182V44H179L180 46H177V45H173V42H171V41H173L172 39L173 38H170L171 36L170 35H172V36H175V35H173V34H175V33H177V32H173L172 30L174 29L173 27H172V29H171V26L173 25L174 27H178V28H180V27H183V23H177L176 22V20L174 21V19H172L171 21L173 22V24L171 23V21L169 22V23H167V22H164V24L165 23H167V24H169V25H166L165 24V26H166V28H168L167 26H170L169 28H168V30L166 31V34H167V39H165V40H163L159 45H156V46H154V45H152V46H154L155 48L153 49V47H152V49H150L151 47L149 46V48H148V46L146 47L145 46V48H144V46H139L140 44H138L139 42L137 41H135V40H137V39H135V40H133V38L131 39V38H129V37H139L138 35H140V32H141V30L140 29H142V25L143 24H146L148 21L147 20H149L148 19V16L146 15V16H144V14H143V12H141V11H138V12H131L132 13V16L130 15V13H129V15H130V17H132L131 19H129L130 21H127L126 20V22H125V19H123L124 17L123 16H125V13H123V10L121 11L120 10V6H121V9H122V6H123V8H125V6L124 5H117V4H115V5H111V4H109V3H104V2H100V1H97V0H82V5L81 6H75V5H73V4H71V3H69V2H66L67 4H69V5H66V3H62V4H60V5H58L57 6V8H56V10H53L52 11V13H54V15L51 13H49V14H47L46 15V13H40V11H38V8L40 7L39 6V0H31V2H32V8H28V7H24V8H22L23 6L22 5H20V4H22V2H24ZM81 1V0H80ZM187 1H190V2H187ZM216 1V2H215ZM214 1V4H211L213 7L215 6H218L217 5V1L218 0H215ZM258 1H260L261 2V0H258ZM263 2H264V0H262ZM180 1H178L177 0V2H176V4L178 3V5L180 6V3H179ZM262 2V3H263ZM187 3V4H186ZM189 3V4H188ZM193 3V1L192 0H185V3L183 2L182 4H184V6H186V5H188V7H196L197 5H195L194 3ZM175 4V5H176ZM190 4L192 5V6H190ZM18 5H20V6H18ZM62 5V6H61ZM173 6V8H174V11H172L171 10V12L172 13H174V12H176L177 10H175V7H177L176 9H181V6L179 7V6ZM211 5H209V7L211 6ZM211 6V7H212ZM263 6H264V3H263ZM168 6L166 5V6H164V7H162V9L160 8V10H163V9H167V11L169 10L170 11V9H168L167 8ZM187 7V6H186ZM193 7V8H194ZM119 8V9H118ZM192 8V9H193ZM59 9H62V10H59ZM165 9V10H166ZM178 9V10H179ZM214 9V8H213ZM58 10V11H57ZM160 10H156V11H160ZM165 10H163V12H167V11H165ZM215 10V9H214ZM214 10H210L209 12H205V13H207V14H203L204 16H206L205 18V20H207V19H209V18H207L210 14H212V12L214 11ZM216 10H218L219 11V9H216ZM215 10V11H216ZM108 11V12H107ZM120 11V12H119ZM168 11V12H169ZM194 11V12H193ZM191 13H193L194 14V16H196L197 15V17H195V18H197V19H195V20H199V19H202V18H204L203 16H201L202 14H201V12L197 9V7H196V10H195V8H194V10H193ZM195 11H199V13H197V12H195ZM214 11V12H215ZM220 11H222V10H220ZM106 14H105V13ZM109 12H111V14H108ZM118 12V13H117ZM161 12V11H160ZM211 12V13H210ZM34 13L35 14H37V15H41V16H44V14L46 15V16H44V17H40V16H33L34 15ZM39 13V14H38ZM60 15H59V14ZM137 13H139L138 15H137V17H135L136 16V14ZM155 13V12H154ZM158 13L159 12H156L154 15H158ZM191 13H189L190 15H191ZM195 13H196V15H195ZM208 13H210L209 15H208ZM239 13V12H238ZM241 13V12H240ZM242 13H244V12H242ZM245 13H248V14H252L253 15V17L252 18H250V20L251 21H254V22H252L253 24H254V27L256 26L257 28H258V30L259 29H262V28H264V25L262 24V22L260 23V22H257V21H259L260 19H261V17H262V15L261 14H259L258 12H256V11H252V10H250V11H246ZM43 14V15H42ZM56 14V15H55ZM59 16H58V15ZM105 14V15H104ZM117 14H119L120 16H121V19H122V21L120 20V19H117V18H119V16L117 15ZM142 14V15H141ZM188 14V16L190 17H188L187 19V22H189V21H191V17L193 16H190ZM201 14V15H200ZM23 15V16H22ZM32 17H31V16ZM110 15V16H109ZM113 15H115V16H117L116 18H114L115 16H113ZM135 15V16H134ZM200 17H199V16ZM24 17V19H26L25 21L23 20V18L22 17ZM31 18H29V17ZM112 16H113V18H112ZM139 16V17H138ZM144 16V17H143ZM194 16H193V18H194ZM29 18V19H27V18ZM35 17H36V19H35ZM125 17H127V16H125ZM134 17H135V19H134ZM10 18V19H9ZM21 18V19H20ZM33 18V19H32ZM41 18V19H40ZM140 18H145V20L147 21H145V20H143V19H140ZM38 19H40V20H38ZM109 21H108V20ZM112 19V20H111ZM117 19V22L119 23V25H118V23L116 24V20ZM138 19V20H137ZM157 19V18H156ZM8 20H10V21H8ZM37 20V21H36ZM120 20V21H119ZM124 20V21H123ZM133 20V24L132 23H129V22H131ZM135 20V21H134ZM140 20V21H139ZM158 20V19H157ZM161 19H159V21H160ZM193 21H194V19H192ZM59 21V20H58ZM107 21V22H106ZM111 21H113L114 22V24H116V25H114ZM139 21L140 23V27L141 28H139L138 26V24H137V22ZM146 23H145V22ZM158 21V22H159ZM193 21H192V23L190 22L189 24H187V25H192L191 26V28H193L194 27V25L193 24H195L196 25V23H197V21H194V22H196V23H193ZM200 21V23L202 22V20H199ZM199 21H198V23H199ZM261 21V20H260ZM43 22V21H42ZM134 22H136V23H134ZM152 22V21H151ZM153 22H155V20L153 21ZM157 22V23H158ZM161 22V21H160ZM176 22V23H175ZM182 22H185V21H182ZM186 22V23H187ZM91 23V24H90ZM112 24V25H110L111 27H109V26H106V24ZM122 23V24H121ZM127 23V25H134V26H136V27H134V30L132 29L133 27H132V25L130 26H128V27H126L127 25H125ZM148 23H150V21L148 22ZM147 23V24H148ZM171 23V24H170ZM197 23V24H198ZM251 23V24H252ZM27 24H29V25H27ZM69 24H70V26H69ZM85 24V25H84ZM89 24V25H88ZM138 26H137V25ZM159 24V23H158ZM175 24H177V25H175ZM182 24V25H181ZM251 24H249V25H251ZM253 24H252V27H253ZM256 24V25H255ZM79 25V27H81ZM92 27H91V26ZM102 25H104V26H102ZM117 25L118 26H121V27H119V29L121 30H119L118 28H117V30H119L120 31V33H119V31L117 32V30L115 29L116 27H117ZM69 26V27H68ZM85 26H87V27H91V29H89V28H87L86 27V29H84L85 28ZM115 27L114 29H112V27ZM0 27H1V25H0ZM2 27V28H3ZM14 27V26H13ZM101 27H103V29L101 28ZM105 27V28H104ZM109 29H108V28ZM131 29H130V28ZM190 27V26H189ZM253 27V29H254V31H255V28ZM66 28V29H65ZM112 29V31H111V29ZM123 28H127V30H130V32H128L126 29V32H128L129 33V36H128V33H126L125 32V30H123L124 31V33H123V36L121 35L122 34V29ZM135 28H137L138 30H140V31H138L137 29H135ZM177 28V29H178ZM257 28H256V30H257ZM81 29V30H80ZM107 29H108V31H107ZM212 28H208V30H211ZM88 30V31H87ZM106 30V31H105ZM257 30V32L259 33L260 31H258ZM83 31V32H82ZM110 31V32H109ZM133 31H134V34H135V36H133L134 34H132L133 33ZM199 32V35H201L202 33H201V29H198V30H196V31H193L192 33H190L191 35L190 36H196L198 33H195V32ZM82 32V33H81ZM90 32H92V33H90ZM104 32V33H103ZM105 32H107V33H105ZM111 34V36H110V34ZM112 32V33H111ZM168 32H172L170 35H168ZM237 32V33H236ZM87 33H90V35L89 34H87ZM114 33H119L118 35L117 34H114ZM180 33V32H179ZM195 33V34H194ZM239 33H242L241 35H239ZM244 33H248L249 35L247 36V35H245ZM80 35V37L82 36V39L84 38V39H89V37L88 36H90V38L92 39H90V40H85V41H87V43L85 44L86 46H83L84 44L83 43H85V42H83L82 40H80V41H82L81 43L83 44H81V43H79V45H78V42H80L79 41V38L77 37L78 35ZM114 34V35H113ZM125 34H126V37L124 38V36H125ZM132 34V35H131ZM137 34V35H136ZM178 34V33H177ZM176 34V35H177ZM193 34V35H192ZM238 34V35H237ZM253 34H255V33H253ZM47 35H48V37H47ZM83 35H85L84 37H83ZM88 35V36H87ZM92 35V36H91ZM101 35H104L105 36V38L103 37V36H101ZM115 35H117V36H115ZM189 35V34H188ZM246 36L245 38H243V36ZM39 36H41V37H39ZM44 36V37H43ZM108 36V37H107ZM123 37V40L121 39L122 37ZM127 36H128V38L129 39H127ZM198 36V35H197ZM237 36V37H236ZM46 37V38H45ZM74 37L76 38H78V39H76V40H78V41H76V40H74ZM86 37V38H85ZM93 37V38H92ZM104 38V41H103V38ZM110 37V38H109ZM115 37V38H114ZM119 37V38H118ZM30 38V39H29ZM38 38V39H37ZM42 38H44L43 40H41ZM49 40H48V39ZM95 38H97V39H99L100 40V38H101V40H100V42H99V40L98 41H96L95 40ZM106 38H108L106 41H105V39ZM113 38H114V40H113ZM234 38V39H233ZM81 39V38H80ZM111 39H112V41H111ZM116 39H119V40H116ZM169 39V41H166V40H168ZM196 39V38H195ZM205 39V38H204ZM203 38H201V39H197L199 42H201V40H204ZM241 39V40H240ZM47 40V41H46ZM70 40H72V41H70ZM94 40V43L92 42ZM122 40V41H121ZM126 40H133L132 42L134 43H137V44H135V45H138V50H137V46H135L134 45V49H135V51L134 52H132L131 50H134L133 48H132V46H133V43H131V41H130V44L128 45V42L126 41ZM139 40V39H138ZM43 41V42H42ZM69 42V44H67L68 42ZM76 41V43H74ZM104 42V43H102V45L104 44L105 45V43H107L106 44V46L108 45H110V44H112V43H109L108 44V42H113V44H112V48H113V46L114 47H116V42L117 43H119V44H117V46H120L121 47V45H125L124 46V48L127 46V48L130 46L131 47V49L130 48H128L129 49V51H127L128 52V54H127V52L125 51V49H127V48H125V49H122L123 48V46L121 47V49H119L120 47H116V51L114 50L115 48H111V52H117L118 54H125V56H127V57H114L115 55L114 54H117V53H114L113 55L114 56H112V55H109L110 57H108V58H105V57H107L106 56V54L108 53V54H111V52L108 50L109 48H108V46H107V50H105V48L103 49V46L101 45V42ZM119 41H121L123 44H120L121 42H119ZM97 42L99 43V47H97L98 46V44H97ZM115 42V43H114ZM124 42H126L127 43V45L124 43ZM167 42H170V45L172 46H174V48L172 49L170 46H168V43ZM242 42V43H241ZM50 43V44H49ZM89 43H90V45H89ZM218 43V44H217ZM221 43V44H220ZM228 45H227V44ZM76 44V45H75ZM81 44V45H80ZM94 44V45H93ZM225 45V46H223V45ZM58 45L60 46V47H58ZM77 45L78 46H80V47H77ZM96 45V46H95ZM101 45V46H100ZM221 45V46H220ZM235 46V48L233 47V46ZM44 46H46V47H44ZM49 46V47H48ZM93 46H94V48L95 49H93ZM159 47V49L160 48H162V47H165V48H163V49H165V50H163V49H160V51H163V52H161L160 53V51H159V49H158V47ZM162 46V47H161ZM214 46H216V47H214ZM223 46V47H222ZM228 46V47H227ZM70 47L71 48H74V49H71L69 52H68V50L70 49ZM84 49H83V48ZM102 47V48H101ZM140 47H142L143 49H144V51L140 48ZM175 47H177L176 49H179V50H175ZM178 47H181V48H178ZM227 47V48H226ZM82 49L81 51H79V49ZM92 48V49H91ZM96 48H98V50L96 49ZM146 48H148V49H146ZM168 48H171V50L173 51H171L170 49H168ZM230 50H229V49ZM232 48V49H231ZM233 48H234V50H233ZM48 49V50H47ZM68 49V50H67ZM77 49V50H76ZM117 49L119 50V51H117ZM146 49V50H145ZM149 49L151 50V51H149ZM167 49V50H166ZM184 49V50H183ZM52 50V51H51ZM75 50H76V52H75ZM83 50H85L84 52H83ZM95 50V51H94ZM113 50V51H112ZM124 50V51H123ZM138 52H137V51ZM139 50H140V52H139ZM148 50V51H147ZM169 50H170V54L168 55V53H169ZM182 50V51H181ZM233 50V51H232ZM56 51V52H55ZM87 51H88V53L90 54H88L87 55ZM92 51L93 52H95V56H92L91 54H92ZM97 51H99V52H97ZM146 51V52H145ZM154 51H156V53L157 52H159V53H157V55L155 56V57H153L154 55H155V52L153 53ZM165 51V52H164ZM168 51V52H167ZM180 51H181V53H180ZM206 51H208V52H206ZM247 51V52H246ZM57 52H59V53H57ZM65 52H67L68 53V55L71 53L73 56H71V57H73V58H75V57H77L78 59L76 60V58L75 59H71L70 57L68 58V56H67V53H65ZM96 52H97V55H96ZM102 52H104V54H105V56L103 57V55L104 54H100V53H102ZM132 52V53H131ZM150 52H152L153 54H152V56L150 55L151 53ZM179 52V53H178ZM201 52H203V53H201ZM76 53H79V54H76ZM81 53H82V55H87L85 58H88L89 59V57H90V60H85V58L82 56V59L80 58V57H78L79 55H81ZM85 53V54H84ZM130 53V54H129ZM139 53V54H138ZM141 53V54H140ZM142 53H144L143 55L145 56H143L142 55ZM167 53V55H165ZM57 54V55H56ZM62 54H64V56H67V58H61V55ZM70 54V55H71ZM147 54H149L147 57L148 58H146V55ZM160 54H162L163 55V57L160 55ZM182 54H184V55H182ZM204 54V55H203ZM209 56H208V55ZM76 55V56H75ZM93 55H94V53H93ZM143 56V57H140V56ZM165 55V56H164ZM205 55H207L206 57H205ZM75 56V57H74ZM103 58H102V57ZM128 56H130V57H128ZM138 56L140 57V58H142V59H140V58H138ZM158 56H160V58L158 57ZM44 57V58H43ZM91 57H92V59H91ZM96 57V58H95ZM111 57H112V59H111ZM157 57V59H155ZM43 58V59H42ZM51 58V59H50ZM110 58V59H109ZM115 58V59H114ZM117 58L119 59V60H117ZM129 58V59H128ZM143 58H144V60H147L146 62H142V61H144L143 60ZM151 58H153V59H151ZM159 58V59H158ZM165 58V59H164ZM167 58V59H166ZM184 58V59H183ZM197 58V59H196ZM219 58V59H218ZM247 58V59H246ZM71 59V60H70ZM106 59H108V61L106 60ZM126 59H128V60H126ZM150 59V60H149ZM199 59V60H198ZM206 59L208 60V61H210L211 63H213V61H212V59L213 60H216L215 61V63H213V64H215V65H210V62H208V61H206ZM221 59V61H223V62H220L222 65L225 63L226 64V66L224 65V67L221 65H219V66H216V64H217V62L219 61ZM226 60V62H227V60L232 64V66L230 67L227 63H229V62H225L224 60ZM246 59V60H245ZM18 60V63L19 64H21V62L23 63V66L25 65V67L23 68V66L22 65H20L19 66V64L18 63H16V61ZM75 60V61H74ZM78 60H80V61H78ZM110 60H112V61H110ZM114 60H116L118 63H116V61H114ZM201 60V61H200ZM243 60H245V61H243ZM20 61V62H19ZM43 63H42V62ZM56 61V62H55ZM59 61V62H58ZM127 61V63H125ZM137 61L139 62V63H137ZM195 61H197V62H195ZM203 61V63H201L202 65L204 64V63H206V64H208L207 65V67H206V64H204V66H202V65H199L200 64V62H202ZM205 61V62H204ZM73 62V63H72ZM81 64V62L82 63H84V64H81V65H78L79 63ZM120 62V63H119ZM190 62V61H189ZM188 62V63H189ZM208 62V63H207ZM42 63V64H41ZM67 63V64H66ZM77 63V65L79 66H75L74 64H76ZM86 63V64H85ZM114 63H116V64H120L121 66H116V64H115V66H114ZM143 65H142V64ZM187 63V62H186ZM187 63V64H188ZM191 63V62H190ZM219 62H218V64H220ZM28 64V65H27ZM41 64V65H40ZM43 64H45V65H43ZM56 64V65H55ZM125 64L127 65V66H125ZM133 64V63H132ZM186 64V65H187ZM193 64V65H194ZM217 64V65H218ZM34 65H35V67H34ZM49 65H53L52 67L51 66H48ZM82 65H84L83 66V68H82ZM86 65H89V66H86ZM91 65V66H90ZM129 65V66H128ZM180 65V66H179ZM181 65H183L184 67H181ZM199 65V66H198ZM240 65V66H239ZM16 66H17V68H16ZM43 66V67H42ZM44 66H45V68H44ZM60 66H62V68L60 67ZM179 66V67H178ZM209 66H212V67H222L223 69H226L225 70V72L226 71H228L229 73H227L226 72V74L224 75V73L222 74V72H221V74L222 75H224L225 77L229 74V76H227L226 78L224 77V76H221V74L220 75H217V76H215V77H213V78H215L216 79V77H217V81H219V84H217L218 82H216V80H214V79H212V78H210L209 77V79H211V82H209L210 80L208 79V78H206V76H204V75H206L205 73H203V72H207L209 69H211L212 67H210L209 68ZM234 66V67H233ZM236 66V67H235ZM237 66H239V67H237ZM20 67H22L23 68V70H30V71H35L36 69L38 70L40 67H42V68H40V69H50V70H52V71H49V73L50 72H53V73H50V75H49V73L47 72V74H48V76H50V80H51V77H52V82L53 81H55V82H51L50 81V83H48L49 82V80H48V82L46 81V83H44V81L43 80H39L38 78H36V77H34V76H26V77H23L22 79H19V77H18V75H17V73H16V70H21V68ZM29 67V68H28ZM47 67V68H46ZM56 69H54V68ZM88 67V70L86 69ZM116 69V70H114V72H115V74H114V72H113V70L112 69H114V68ZM117 67H120V68H118L117 69ZM127 67V69H128V71L125 69ZM130 67V68H129ZM181 67V68H180ZM202 67H204V68H202ZM228 67H230V69L228 68ZM232 67L234 68L233 70V72H232ZM20 68V69H19ZM26 68V69H25ZM53 68V69H52ZM60 68V69H59ZM85 68V69H84ZM141 68V69H140ZM200 68V69H199ZM206 68H208L207 69V71H206ZM235 68H236V70H235ZM238 68V69H237ZM33 69V70H32ZM120 69L123 71L121 74H120ZM54 70V71H53ZM72 70V71H71ZM112 70V71H111ZM230 70H231V72H230ZM161 71H163V72H161ZM183 71L184 72H186L185 71V68L181 71L182 73H183ZM222 71H224V70H222ZM96 72L99 74H97L96 75ZM113 72V74H110V73H112ZM117 72H118V74H117ZM158 72V73H157ZM161 72V73H160ZM160 73V74H159ZM177 73H176V75L174 76V77H177V79H175V80H181V78H183V76H184V80H187V77L186 76H189L188 74V72H186V73H181V74H179L178 73V76L180 77L181 75V78H179L178 76H177ZM204 74L203 76L201 75V74ZM16 74V75H15ZM90 74H91V76H90ZM117 74V75H116ZM173 74V75H174ZM110 75H112V78H110L111 76ZM153 75H154V77H153ZM157 75V76H156ZM173 75H172V78H174L173 77ZM234 75H236V73H234ZM80 76H81V78L82 79H85L84 80V82H82V79L80 78ZM104 76H106L105 78H106V80H105V78H104ZM108 76V77H107ZM116 78V80H115V78ZM141 76H143V77H141ZM204 77V79L203 78H201V77ZM220 76V78H222V77H224V78H222V80H218V79H220V78H218ZM16 77V78H15ZM18 77V78H17ZM54 77H55V79H54ZM77 77H79V79L77 78ZM120 77V76H119ZM146 77V78H145ZM149 77H151V78H149ZM158 77V78H157ZM208 77V76H207ZM236 77V76H235ZM75 78H77V80H75ZM90 78H92V79H90ZM161 78V77H160ZM54 79V80H53ZM72 79V80H71ZM109 79H110V81H109ZM114 79V80H113ZM118 79V80H117ZM207 79V80H206ZM71 80V82H69ZM75 80V82H73L72 83V81H74ZM101 80H103V82H100ZM209 80V81H208ZM214 80V82L216 83H214L213 82V84H212V81ZM42 81H43V84H42ZM59 81V82H58ZM77 81H81V83H80V85H82L83 87H85V90L83 89V87H80V85H77V84H79V82L77 83V84H75ZM207 81L209 82V83H207ZM220 81H222L221 82V84H220ZM108 82V83H107ZM110 82V83H109ZM38 83V84H37ZM54 83H56V84H54ZM67 83H70V84H74V85H67ZM84 83V84H83ZM86 83V84H85ZM97 83H99V84H97ZM207 84H209V85H207ZM224 84H227V83H225L224 82ZM50 85V86H49ZM52 85V86H51ZM85 85H89L88 87L87 86H85ZM92 85H94V86H98V85H100L101 87H100V89H97V88H95L94 86H92ZM231 85V86H230ZM65 86V88H63ZM71 87L70 89H71V91H69V93L67 92L68 90H65L66 92H67V94H66V92L64 91V89H66V87ZM78 86V87H77ZM251 86V87H250ZM18 87H20V89H18ZM61 87L63 88V91H61L62 89H61ZM67 87V88H68ZM73 87H74V92L72 91L73 90ZM79 89V87L80 88H82L81 90H83L82 92H80L79 93V91H81L80 89H79V91L76 89ZM86 87L88 88V89H86ZM89 87H91V88H89ZM92 88H93V91H91L92 90ZM108 88H109V86H108ZM255 88V89H254ZM75 89L78 91V93L76 94V92H75ZM94 89H97V90H95L94 91ZM233 90V92L235 91V92H239L238 93V95L234 92V95L236 94L237 95V97L239 98L240 97V100L238 101V98L236 97V96H234V98L233 97H231L232 99H234L233 101H235V99L237 100V102L236 103H244L243 105H241V104H239L238 106L240 107V105L241 106H244V105H248L247 107H248V109H247V107L246 106H244V107H238V106H236L235 105V103H233V104H231V108H230V106H227V108L228 109H226V106L224 105V101L226 100L225 98H226V96L227 95H230V94H228V90L230 91V90ZM86 90H89V94H88V91H87V93H84V92H86ZM101 90H102V93H99V92H101ZM231 90V91H232ZM237 90V91H236ZM90 91H91V93H90ZM97 91H99V92H97ZM177 91H179V92H177ZM210 91V92H209ZM71 92V93H70ZM72 92H73V94H72ZM106 92V94H104ZM184 92V93H183ZM15 93H17V95H15ZM19 93V94H18ZM63 93H65L66 95H65V97H64V94ZM82 93H84V94H82ZM97 93H99V94H97ZM111 93V92H110ZM183 93V94H182ZM229 93H231V92H229ZM70 94H72V95H75L74 97H72V95H70ZM81 94V96L82 97H84L85 95L87 96V94H88V96H91V95H93L92 96V98L91 97H88L87 96V101H90V100H95V103H93L92 104V108L95 110H93L91 107H89L90 105H91V101L89 102V103H85V102H87V101H85V99L84 98H86V97H84V98H81V99H78V98H80L79 97V95ZM91 94V95H90ZM105 95L104 96V98H103V96L102 95ZM109 94V95H108ZM184 94H185V96H184ZM226 94V95H225ZM77 95V96H76ZM84 95V96H83ZM98 95L99 96H101V97H98ZM106 95H107V97H106ZM183 95V96H182ZM210 97H209V96ZM224 95H225V97H224ZM67 96H68V98H67ZM98 97V98H103V99H96V97ZM136 96H138V95H136ZM9 98V102H7V100L5 99V98ZM11 97H12V103L10 102L11 100ZM71 97V98H70ZM78 97V98H77ZM95 97V99H93ZM113 99H115V100H112V98ZM179 97H180V100H179ZM195 97V98H194ZM196 97H197V99H196ZM210 99H209V98ZM212 97H213V95H212ZM230 96H228V98H229ZM242 97H244V100H242ZM250 97H252V98H250ZM254 97V98H253ZM66 98L68 99V100H66ZM105 98L106 99H108V100H105ZM188 98V97H187ZM192 98H194V99H192ZM198 98H199V100H198ZM203 98V100H201V99ZM207 98H208V100H207ZM223 98L225 99L224 101H223ZM227 98V99H228ZM230 98V99H231ZM248 98V99H247ZM4 99H5V101L6 102H4V103H2L3 101H4ZM83 99H84V102H83ZM90 99V100H89ZM140 99H143V100H141V105H142V107H141V105H139V100ZM147 99V97H145V100ZM245 99H247V100H245ZM13 100H15L14 102H13ZM80 100H82V101H80ZM96 100H99L100 102H102L103 101V104L102 103H99V101H98V103H97V101ZM104 100H105V102H104ZM109 100L110 101H112V102H109ZM148 100V99H147ZM146 100V101H147ZM157 102V104H153V102ZM204 100L206 101V102H204ZM213 100H215V102H213ZM242 100V101H241ZM29 102V106H35V108H37V107H39L38 109H42V112H36V114H34L35 112H31V114H33V115H31V116H29V117H31V118H29L28 116H27V114H20L21 113V110L25 107H22L24 104H26V103H24V102ZM32 101V102H31ZM198 101V102H197ZM201 101H203V102H201ZM208 101V102H207ZM211 101V102H210ZM241 101V102H240ZM109 102V103H108ZM142 102H143V104H146V106H147V108H146V106L145 105H143L142 104ZM197 102V103H196ZM214 104H213V103ZM246 102V103H245ZM8 103V104H7ZM9 103H10V105H9ZM14 103V104H13ZM16 103H19V104H17V106H16ZM35 104V105H33V104ZM97 103V104H96ZM138 103V104H137ZM200 103H204V104H208V105H206V107H203V109L205 108V109H207V114L205 113L204 114V112L206 111L205 109V111L203 112V110L201 109L202 108V106H205L204 104H202L201 105V108H200ZM213 104L212 105V110L211 111H209V109H208V107L209 108H211L210 107V104ZM223 103V104H222ZM4 104H6V105H4ZM11 104H13V105H15L14 107H13V105H11ZM99 105V106H96V105ZM100 104H102V106L105 108V109H102L103 107L102 106H100ZM162 104V105H161ZM199 104V105H198ZM9 105V106H8ZM18 105H22V106H18ZM26 105H28V103L26 104ZM53 105L55 106V107H53ZM159 105H161V106H159ZM166 105V107H167V109H168V111L166 110V108L164 107V106ZM172 105H174V106H172ZM214 105H215V108H214ZM216 105H218V107L216 106ZM223 107H222V106ZM3 106H5V107H3ZM94 106V107H93ZM96 106V107H95ZM154 106V107H153ZM175 106H177L176 108H175ZM225 106V107H224ZM7 107V108H6ZM15 107H17L18 108V110H16L15 109ZM22 109H21V108ZM56 107H58V111H55L54 109L56 108ZM89 107V108H88ZM108 107V108H107ZM144 107V108H143ZM150 107V108H149ZM251 107V106H250ZM6 108V109H5ZM16 110V112H15V110ZM76 108H77V110L79 109L80 110V113H82V114H79V113H77V111H76ZM88 108V109H87ZM131 108V109H130ZM141 108H143L142 110H143V112H142V110H141ZM150 109V111L149 110H147V111H145L146 109ZM161 108L160 109H158L159 111H161ZM201 109L200 110V112H199V109ZM214 108V109H213ZM218 108V109H217ZM252 108V107H251ZM14 110V112H13V110ZM21 109V110H20ZM75 109V110H74ZM91 109V110H90ZM98 109V110H97ZM101 109H102V111H101ZM122 109H123V111H122ZM130 109V110H129ZM145 109V110H144ZM237 109V110H238ZM246 109V110H245ZM9 110H10V112L12 111V114H10V112H9ZM44 110V111H43ZM56 110H57V108H56ZM74 110V111H73ZM84 110V111H83ZM85 110H87V111H89L88 113H87V111H85ZM94 111V113H93V111ZM115 110V111H116ZM140 110H141V112H140ZM190 110V111H192V112H188V111ZM194 110V111H193ZM216 110H218V112H220V114L219 113H217L216 112ZM56 113H54V112ZM76 111V112H75ZM81 111H83V112H81ZM127 111V112H126ZM137 111V112H136ZM175 111H177V112H175ZM182 111H183V114H182ZM231 111H233V112H231ZM52 112V113H51ZM84 112H86L85 114L87 115V116H90V112H92L91 113V115L93 114V115H95L96 114V116H94L96 119H94V118H91L92 116H90V118L89 117H86V115H85V117L84 118H81V117H83L84 115ZM96 112V113H95ZM110 112H108V113H110ZM197 112H199V114L200 113H203L202 115L200 114H198L199 115V118H198V115H196V113ZM212 112H213V114H212ZM215 112V113H214ZM17 113H19V114H16ZM41 113V114H40ZM51 113V114H50ZM101 113V114H100ZM113 114H117V113H115L114 111L112 112ZM170 113V114H169ZM186 113V114H185ZM192 113V114H191ZM39 114H40V117H39ZM59 115V117L58 116H55V115ZM65 114H67V115H65ZM75 114H78V115H76V116H78L77 118H76V116H75ZM106 114H105V116H106ZM124 114V113H123ZM138 114V113H137ZM150 114V113H149ZM180 114V113H179ZM190 114V115H189ZM4 115V116H3ZM10 115V116H9ZM13 115V116H12ZM15 115V116H14ZM18 115H19V117H18ZM22 115V116H21ZM25 115V116H24ZM30 115V114H29ZM42 115V116H41ZM64 115V117L65 116H67L68 117V119L67 118H65L64 119V117L62 118V116ZM79 115H83V116H79ZM97 115H98V117H97ZM99 115H102V116H99ZM215 115H220V117L218 116H215ZM17 116V117H16ZM21 116V117H20ZM200 116H202V118L200 117ZM213 116V117H212ZM10 117V121L11 122H9V121H7V119H5V121H7V123L6 122H4L3 123V121H4V119L2 118H0V120H2V121H0V122H2L4 125H6L5 127L7 128L8 126H9V128H7V129H10V127H12V125L14 124H12V119L13 118H11ZM16 117V118H15ZM28 117V118H27ZM56 117V119H54ZM58 117V118H57ZM71 117H75V119H73V118H71ZM208 117H211V118H208ZM243 117H245V118H243ZM6 118V117H5ZM36 118H34L33 117V119H32V121L35 119L36 120ZM70 118V119H69ZM168 118V119H167ZM204 118V119H203ZM212 118H214V119H216V120H214V119H212ZM17 119V120H18ZM66 119H67V121H66ZM172 119V120H171ZM38 120V121H39ZM153 120V121H154ZM168 120V121H167ZM169 120H171L170 121V123H168L169 122ZM253 120V121H252ZM13 121V122H14ZM37 121V120H36ZM101 121H103V123L101 122ZM166 121H167V123H168V125H170L171 126V124L173 123V125H172V128L170 129V128H168V127H170V126H166L165 125V123H166ZM15 122H18V121H15ZM49 122L51 123V125L49 124ZM65 122H67V123H65ZM152 122V121H151ZM1 123V124H2ZM65 123V124H64ZM155 123V124H154ZM166 123V124H167ZM180 123V122H179ZM1 124H0V126H1ZM2 124V126L4 127V125ZM8 124V125H7ZM11 124V125H10ZM45 124H43V126L45 127V126H47V124L45 125ZM72 124H75V126L74 127H72ZM103 124H105V125H103ZM218 124H220V125H218ZM71 125V126H70ZM154 125H158L157 127H153ZM176 125V126H175ZM1 126V128H0V130H6V128L4 129L3 127ZM48 126H47V128H48ZM63 126V127H62ZM54 127V126H53ZM67 127V126H66ZM67 127V128H68ZM165 127V129H163ZM166 127L168 128L167 129V132H166ZM45 129H46V127H45ZM173 129V130H172ZM135 130V131H134ZM169 130H172V132L171 131H169ZM88 131V132H87ZM120 131V130H119ZM168 131H169V133H168ZM178 130L175 128V132H177ZM1 133L0 134H3L4 132L3 131H0ZM3 132V133H2ZM122 132H121V134H122ZM139 132H141V133H143V134H141V133H139ZM148 133V135L151 137V135L152 134H150V132L151 133H153V136H154V134L156 135V138H155V136H154V139L155 140H157V141H154V139H152V138H150L149 136H147L146 134H144V133ZM131 133H133V134H131ZM177 133H179V132H177ZM83 134V135H82ZM135 134H137V135H135ZM163 134V135H162ZM102 135V136H101ZM108 135V136H107ZM119 135V134H118ZM164 135H166L165 136V138H164ZM167 135H168V137L169 136H176L177 137V139L180 141H178V140H176L175 138L176 137H174L173 139H172V136H171V138H170V140H168L167 139ZM103 136H106V137H103ZM120 136V135H119ZM147 137V139L149 140V138H150V140L148 141V144L146 143V137ZM8 136H5V138H4V136L2 137V139L3 140H5L6 138H7ZM101 137H103V138H101ZM124 139H123V138ZM136 137H141V138H138V140H137V138ZM143 137H144V139H143ZM149 137V138H148ZM10 137H8L7 139H9ZM73 138H75V136H70V137H63V136H60L59 138H57V139H55L52 143H54L55 144V146L57 145L58 147L61 145V147L60 148H65L66 149V147L68 146V147H72V145L73 144H71L69 141H67V140H71V139H73ZM109 138H111V137H109ZM118 138L120 139V138H122V140H119L120 142H122L123 144H121L120 145V142L118 141ZM158 138H159V140H158ZM166 140V143L167 144H165L164 142H165V140ZM12 140H13V137L11 138ZM15 139V138H14ZM101 139V140H100ZM108 139V140H107ZM131 139V140H130ZM141 141H140V140ZM163 139V141L160 143V141ZM172 139V140H171ZM12 140H10V141H12ZM114 141L115 140V142L116 141H118V143H119V145H116V144H118V143H115L114 144V142L111 144L110 142H112V141ZM126 141V142H124V141ZM145 141L144 143L142 142V141ZM6 141V140H5ZM67 141V142H66ZM110 141V142H109ZM136 141H140L139 143L138 142H136ZM150 141H152V143H153V145L152 146H150L149 145V143H151ZM168 141V142H167ZM170 141V142H169ZM104 142H107V144L105 143L104 144ZM127 142H129V144L131 145L130 147L126 144ZM179 142V143H178ZM18 143V142H17ZM19 143H21V142H19ZM57 143V144H56ZM66 143H70L71 144V146H70V144L68 145L67 144V146H65L66 145ZM125 143V144H124ZM132 143V144H131ZM134 143L135 144H140V143H142V144H140V145H136V146H138V147H136L135 145H134ZM147 144V146L149 147H146V144ZM155 143H156V145H155ZM164 143V144H163ZM168 143H171V144H168ZM173 143V144H172ZM59 144V145H58ZM159 144H160V148H159ZM161 144H163V145H161ZM175 144V145H174ZM21 145H22V143H21ZM24 145V144H23ZM144 145V146H143ZM166 145V146H165ZM179 145H180V147H179ZM56 146V147H57ZM63 146V147H62ZM65 146V147H64ZM74 146V145H73ZM103 146V148H101ZM105 146V147H104ZM118 146V147H117ZM142 146V147H141ZM158 146V147H157ZM173 146V147H172ZM174 146H176V147H174ZM112 147V148H111ZM114 147V148H113ZM117 147V148H116ZM144 147V148H143ZM155 147V148H154ZM164 147V148H163ZM133 148H134V150H133ZM145 148H148V149H145ZM176 148V149H175ZM103 149V150H102ZM110 149V150H109ZM114 149V150H115ZM140 150V151H141ZM146 150V151H145ZM110 151V152H111ZM150 151V152H149ZM72 152V151H71ZM184 152L185 151H183L182 153L184 154ZM73 153V152H72ZM153 153V152H152ZM181 153V154H182ZM188 153V152H187ZM182 154V155H183ZM145 156V158H148V157H146V155H144ZM147 156H149V155H147ZM184 156V155H183ZM186 156V157H185ZM185 158L187 159V158H189V156H190V154H185ZM188 156V157H187ZM191 158V157H190ZM189 160V159H188ZM188 162H193V160H191V161H188ZM195 163V165H193ZM190 165H191V163H189ZM193 164H192V167H190V170H189V168L187 169V171H189L190 173L194 170H196V173L194 172V174L193 175H195V177L194 176H192V177H194L193 179H195L196 177L198 178H200V180H199V178H198V182H200L201 180L203 181V179H205V180H207L208 178H206V177H208V176H204V174H205V172H206V169H204V167H206V165L207 164H203V165H205L204 167L201 165L202 164V162H201V164H200V162H199V164H198V162L196 163L195 161L193 162ZM198 164V165H197ZM225 164H227V163H225ZM224 164V165H225ZM228 165V164H227ZM149 166H151V167H149ZM154 165H147V169H146V171H144V172H146L145 174H147L148 172H149V174H148V176H150L151 175V173L154 175V173L156 172V169H157V167H156V169H155V166H154V168H152ZM202 166V167H201ZM229 166V165H228ZM149 167V168H148ZM225 168L227 167L226 165L224 166ZM151 168V169H150ZM149 169V170H148ZM153 169V170H152ZM204 169V170H203ZM227 169V168H226ZM230 169L235 173L234 175L236 176H238V175H240V176H249L248 174H250V173H257V172H259L260 170L262 171V169L264 170V165H257V164H255V163H248V164H241V165H237L236 163L235 164H233L232 166H230ZM155 170V172L153 173V171ZM227 170H229V167H228V169ZM157 171H158V169H157ZM204 171V172H203ZM39 172H43V171H39ZM71 171H69V173H67L68 175H66V177L68 178V179H70L71 177H73L74 178V176L76 177L77 175L79 176V174H78V170H76V169H73L72 170V172L70 173ZM151 172V173H150ZM192 172V173H193ZM41 173H40V178H42L43 179V181H41V179H40V181H41V183H44V181L45 180H48V179H45V178H48V176H50L51 175V177L52 176H54L53 174H48V173H46V172H43V173H45L44 175H43V173H42V175H41ZM156 173H164V171H162L161 172V170L160 171H158V172H156ZM66 173L64 172V175H65ZM81 174V176H83L84 175V173L82 174V173H80ZM59 175V174H58ZM109 176H104V178L106 177V178H109L110 176H111V174H108ZM191 175L192 174H189V176H190V178H191ZM205 175H207V172H206V174ZM44 176H45V178H44ZM56 176V175H55ZM61 176H63V175H60V177ZM202 176H204L205 178H203ZM65 177V176H64ZM63 177V178H64ZM65 177V178H66ZM84 177V176H83ZM150 177H153L152 175L150 176ZM209 178H211V177H209ZM192 179V178H191ZM192 179V180H193ZM211 180H212V178H211ZM236 180V179H235ZM196 181H197V179L195 180V182L194 183H196ZM46 182V181H45ZM193 182V181H192ZM197 182V183H198ZM103 183L104 184H106L107 186H109V187H112L113 189H115V190H119V189H124L125 190V188H127V185L126 184H123V183H120V182H116V181H114V180H110L109 182H107V183H105L104 181H103ZM138 196H141L142 198H143V195L141 194H137ZM137 195L136 196H134V197H136L137 198ZM138 198H140V197H138ZM141 198V199H142ZM166 198H164V200H165ZM228 200H230V202L228 201V200H226L227 201V203H229V204H231V206H235V205H233V204H235L236 202L235 201H233V199H230L229 197L227 198ZM167 200H168V198L164 201V202H167ZM232 200V201H231ZM233 202H235V203H232ZM166 205H168V204H166ZM238 205H240V204H238V203H236V206L235 207H233V209H235L236 207L238 208V207H240L241 209L243 208L242 206H244V204H241V206H238ZM246 206H248V207H246ZM246 206H244L245 208V210L246 211H244V210H241L240 208H238V209H235L237 212H241V211H244L242 214L244 215V214H247V215H249V212L251 213L252 212V217H251V215H250V219H252L253 218V221H254V218H257L254 222H253V225L254 224H257V226L258 225H260V226H258L259 228L257 229L258 231H260L261 233H264V211L261 209H258V208H256L255 207V205L253 206L252 204H249V205H246ZM250 206H252L251 208H250ZM247 208H250V211H249V209H247ZM247 211H249V212H247ZM241 213H240V215L241 216H243ZM246 215V217H248ZM256 217H255V216ZM254 216V217H253ZM244 218H246L245 217V215L243 216ZM247 219V218H246ZM257 226L256 225H254L253 226V230L255 229V232H257V233H260V232H258V231H256V228H257ZM256 227V228H255ZM263 229V232H262V230L261 229ZM260 233V234H261ZM261 246H263L264 247V244H262Z\"/></svg>",
	"mask_w": 264,
	"mask_h": 264
},
{
	"label": "crops",
	"instance_id": "obj_3",
	"mask_svg": "<svg viewBox=\"0 0 264 264\" xmlns=\"http://www.w3.org/2000/svg\"><path fill=\"white\" fill-rule=\"evenodd\" d=\"M229 147L237 165H264V129H252L229 137Z\"/></svg>",
	"mask_w": 264,
	"mask_h": 264
}]
</instances>
